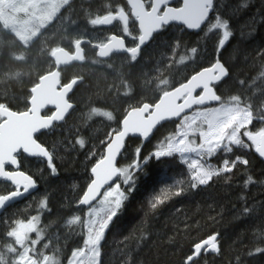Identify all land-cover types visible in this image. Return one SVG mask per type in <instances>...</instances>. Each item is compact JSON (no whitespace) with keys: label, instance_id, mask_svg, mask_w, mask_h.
<instances>
[{"label":"snow or ice","instance_id":"snow-or-ice-1","mask_svg":"<svg viewBox=\"0 0 264 264\" xmlns=\"http://www.w3.org/2000/svg\"><path fill=\"white\" fill-rule=\"evenodd\" d=\"M67 23L118 107L81 110L83 76L3 97L0 264H264V0H80Z\"/></svg>","mask_w":264,"mask_h":264},{"label":"trees","instance_id":"trees-1","mask_svg":"<svg viewBox=\"0 0 264 264\" xmlns=\"http://www.w3.org/2000/svg\"><path fill=\"white\" fill-rule=\"evenodd\" d=\"M79 5L80 0L70 1L28 46L23 45L17 36L0 21V102H3L4 96L21 97L26 95L27 90L33 84L38 83L42 76L52 72L54 70L52 52L54 50L63 48L70 53L73 52L72 41L82 35V32L78 29H68L67 20L71 15L78 14ZM242 19L243 16H241ZM113 28H100L90 35L103 38L113 32ZM237 39H239V34H237ZM235 42L234 40L233 43ZM83 49L85 60L82 63H73L62 68L60 79L68 80L73 76L85 78L74 96L76 102L80 104L81 110L86 111L85 105L89 102L111 104L113 107H118V101L114 99V86L118 83L115 75L116 68L109 71L108 61L97 58L89 44H84ZM94 60L95 63H93ZM112 62L114 65H118L120 58L113 57ZM110 87L113 88L111 95L109 94ZM79 115V112L74 113L70 122ZM58 163L60 162L58 161ZM155 179L156 173L152 172L147 179L142 180V185L150 186ZM252 191H258V189L253 188ZM216 192L221 196H224L225 193L230 197L233 195L231 190L221 187H217ZM17 207L23 208L24 202H21Z\"/></svg>","mask_w":264,"mask_h":264},{"label":"rangeland","instance_id":"rangeland-1","mask_svg":"<svg viewBox=\"0 0 264 264\" xmlns=\"http://www.w3.org/2000/svg\"><path fill=\"white\" fill-rule=\"evenodd\" d=\"M71 0H0V21L28 46Z\"/></svg>","mask_w":264,"mask_h":264},{"label":"water","instance_id":"water-1","mask_svg":"<svg viewBox=\"0 0 264 264\" xmlns=\"http://www.w3.org/2000/svg\"><path fill=\"white\" fill-rule=\"evenodd\" d=\"M79 56V53H77ZM52 59L54 61L55 68L57 67V63H59V69L62 67H66L74 62H80V60L73 59L69 56V53L63 49L57 50L53 53ZM59 77V70L57 72H51V75H46L43 79L40 80V84L42 87L39 89L37 94V100L47 101L49 99H55L56 95L54 94V82Z\"/></svg>","mask_w":264,"mask_h":264},{"label":"flooded vegetation","instance_id":"flooded-vegetation-1","mask_svg":"<svg viewBox=\"0 0 264 264\" xmlns=\"http://www.w3.org/2000/svg\"><path fill=\"white\" fill-rule=\"evenodd\" d=\"M108 27H110V26H108ZM104 28H107V27H104ZM114 31H116V29Z\"/></svg>","mask_w":264,"mask_h":264}]
</instances>
